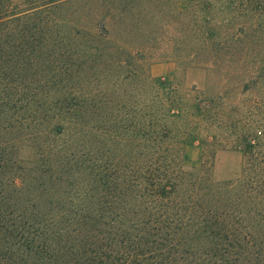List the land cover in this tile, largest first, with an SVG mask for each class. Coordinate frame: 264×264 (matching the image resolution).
<instances>
[{
    "label": "rangeland",
    "instance_id": "obj_1",
    "mask_svg": "<svg viewBox=\"0 0 264 264\" xmlns=\"http://www.w3.org/2000/svg\"><path fill=\"white\" fill-rule=\"evenodd\" d=\"M35 6L74 35L82 52L114 43L128 61L118 68L121 62L115 58L107 70L100 58L98 68L75 75L72 89L58 95L71 104L72 113L64 118L71 124L61 133L49 117L52 109L45 118L37 109L31 115L34 121L25 120L29 112L22 109L0 114V202H5L8 219L4 227L13 237L27 236L12 245L7 264H22L27 249L35 245L29 243L42 237L54 244L59 236L76 242L93 234L86 215H132L124 207L149 216L156 202L140 186L138 171L168 169L173 160L192 173L178 181L185 197L201 198L212 215L229 218V228H244L264 248V82L248 90L244 86L253 75L250 62L264 47L262 36L253 39L251 54L233 45L232 30L225 44L219 37L224 33L218 26L221 13L206 10L201 0H8L0 2V11L24 12ZM130 56L139 62L134 65ZM205 100L214 107L202 119L194 110ZM131 107L136 109L133 136L124 131ZM161 123L171 126L165 139L159 134ZM191 131L193 142L187 133ZM185 134L187 146L181 144ZM250 138H255L252 146ZM208 139L210 145L201 147ZM88 162L103 171L98 183L80 169ZM67 190L77 204L57 215V202ZM50 204L56 209L48 214ZM40 214L51 217L46 227L37 223Z\"/></svg>",
    "mask_w": 264,
    "mask_h": 264
},
{
    "label": "trees",
    "instance_id": "obj_2",
    "mask_svg": "<svg viewBox=\"0 0 264 264\" xmlns=\"http://www.w3.org/2000/svg\"><path fill=\"white\" fill-rule=\"evenodd\" d=\"M6 1L8 0H0L3 4ZM201 1L206 10L221 13L218 26L224 33L219 37L222 41L225 40V44L230 30L234 33L233 45H242V51L248 48L247 52L250 54L254 51L249 49V46L255 45L253 39L257 37L260 40L262 36L264 40V0ZM63 30L64 26L40 6L24 12L13 13L8 8L0 11V114L14 115L22 109L29 112V117L24 119L34 121L31 115H35L37 109H42L43 118L52 109L54 115L49 117L54 119L57 133H61L64 125L71 124L64 118L72 113L71 104L65 98L60 100L58 95L72 89L75 75L82 71V76H85L88 71L98 68L99 61L102 62L100 58L106 60L102 65L107 70L111 66L109 63L115 58L121 62L118 68L127 66L128 58L123 57L125 51L115 50L118 47L116 44L109 43V48L92 46L90 51L82 52L77 47L80 44L73 42L75 36L73 38ZM130 59L134 65L139 62L133 56ZM250 63L249 70L253 75L244 85L246 90L258 86L260 80L264 82V47ZM220 99L221 97L218 98ZM203 103L200 108L195 107L196 112L194 110L199 118L203 116L202 119L214 107L211 101L205 100ZM59 107L64 109H56ZM135 114L136 109L131 107L124 116L128 122L124 131L132 136L136 134ZM161 125L163 127H159V134L165 139L171 126L168 123ZM187 133L192 136L193 131ZM185 135V141L181 144L187 146L189 134ZM192 137L190 142L195 140ZM253 139L255 138H250L248 142L251 146ZM247 141L246 138L242 139L243 143ZM174 143H169L168 147L172 148ZM209 145L210 139L203 142L201 147ZM240 147L236 146L234 149ZM201 153L203 160L206 155ZM0 167L2 170L4 165ZM80 169L90 174L93 180L105 177L102 169L93 162H88ZM188 176H192V173L184 171L183 166H175V160L168 169L159 166L138 171L136 178L140 179L139 185L156 202L155 205L150 202L153 206L150 207L152 212H149V216L136 214L134 210L124 207L132 215L114 219H104L103 216L95 219L86 215L84 219L91 226L88 230L93 234H85L76 242L59 236V242L54 244H51L50 237H42L41 241L29 243L35 242V245L27 249V259L22 260V264H264L262 243L244 234V228H229V218L212 215L201 198L185 197L182 194V185L179 186L178 181ZM93 189L94 186L83 197ZM71 196V191L67 190L66 196L57 202L60 206L57 215L69 212L77 204V200H72ZM180 198L182 200L177 202ZM3 205L0 202V262L7 264L12 261V245L18 244L27 236L22 234L13 237L8 234V226L4 227L8 222L4 216L5 202ZM162 207L165 208V213L157 214L162 211ZM53 209L56 207L50 204L46 211L49 214ZM50 219L47 214H40L37 223L46 227ZM92 221L94 224H91ZM100 227L106 230L103 232Z\"/></svg>",
    "mask_w": 264,
    "mask_h": 264
}]
</instances>
